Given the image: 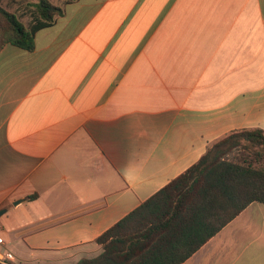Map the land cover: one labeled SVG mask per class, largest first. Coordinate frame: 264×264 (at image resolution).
<instances>
[{
	"label": "crops",
	"instance_id": "0c3cea01",
	"mask_svg": "<svg viewBox=\"0 0 264 264\" xmlns=\"http://www.w3.org/2000/svg\"><path fill=\"white\" fill-rule=\"evenodd\" d=\"M35 3L0 0L30 23ZM58 7L33 50H0V250L10 264L97 257L96 239L210 144L264 131V0ZM182 264H264V204Z\"/></svg>",
	"mask_w": 264,
	"mask_h": 264
},
{
	"label": "trees",
	"instance_id": "16d2710c",
	"mask_svg": "<svg viewBox=\"0 0 264 264\" xmlns=\"http://www.w3.org/2000/svg\"><path fill=\"white\" fill-rule=\"evenodd\" d=\"M34 12L27 27L0 5V50H33L35 33L63 8L36 0ZM254 202L264 204V131H232L102 233L97 257L76 264H182Z\"/></svg>",
	"mask_w": 264,
	"mask_h": 264
},
{
	"label": "rangeland",
	"instance_id": "374dc122",
	"mask_svg": "<svg viewBox=\"0 0 264 264\" xmlns=\"http://www.w3.org/2000/svg\"><path fill=\"white\" fill-rule=\"evenodd\" d=\"M5 1V0H4ZM34 0H23V5L25 6L26 9H28L29 11H32V2ZM52 4L59 6L61 4L62 0H49ZM28 5V6H27ZM18 18L20 19V21H22L24 23L25 26H29L30 25V20H31V16L29 15V12H27L26 14L22 15H17Z\"/></svg>",
	"mask_w": 264,
	"mask_h": 264
},
{
	"label": "built area",
	"instance_id": "2783aa9c",
	"mask_svg": "<svg viewBox=\"0 0 264 264\" xmlns=\"http://www.w3.org/2000/svg\"><path fill=\"white\" fill-rule=\"evenodd\" d=\"M3 244V238L2 236L0 235V246ZM12 259L11 255L10 254H3L0 250V260L1 261H5V262H9L10 260Z\"/></svg>",
	"mask_w": 264,
	"mask_h": 264
},
{
	"label": "water",
	"instance_id": "95a60500",
	"mask_svg": "<svg viewBox=\"0 0 264 264\" xmlns=\"http://www.w3.org/2000/svg\"><path fill=\"white\" fill-rule=\"evenodd\" d=\"M26 200H27V198L17 200V201H15V202L13 203V205H17V204H19V203H21V202H23V201H26ZM4 212H5V211L0 212V215H1L2 213H4ZM0 264H10V263L5 262V261H1V260H0Z\"/></svg>",
	"mask_w": 264,
	"mask_h": 264
}]
</instances>
